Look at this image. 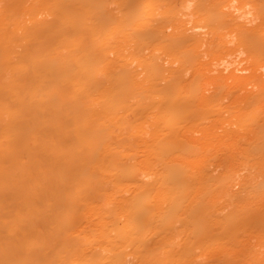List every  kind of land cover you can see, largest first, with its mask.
I'll return each mask as SVG.
<instances>
[{
	"label": "bare ground",
	"instance_id": "6f19581e",
	"mask_svg": "<svg viewBox=\"0 0 264 264\" xmlns=\"http://www.w3.org/2000/svg\"><path fill=\"white\" fill-rule=\"evenodd\" d=\"M0 264H264V0H0Z\"/></svg>",
	"mask_w": 264,
	"mask_h": 264
},
{
	"label": "rangeland",
	"instance_id": "374dc122",
	"mask_svg": "<svg viewBox=\"0 0 264 264\" xmlns=\"http://www.w3.org/2000/svg\"><path fill=\"white\" fill-rule=\"evenodd\" d=\"M240 260V259H239ZM242 261V260H241Z\"/></svg>",
	"mask_w": 264,
	"mask_h": 264
}]
</instances>
